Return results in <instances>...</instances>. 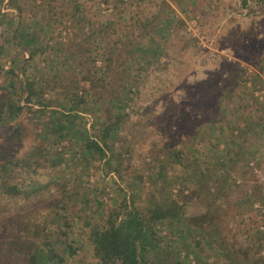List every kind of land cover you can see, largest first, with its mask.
I'll list each match as a JSON object with an SVG mask.
<instances>
[{"label": "rangeland", "instance_id": "1", "mask_svg": "<svg viewBox=\"0 0 264 264\" xmlns=\"http://www.w3.org/2000/svg\"><path fill=\"white\" fill-rule=\"evenodd\" d=\"M163 1L172 9L163 10L161 14H172L173 10L183 23L173 29L163 44L159 63L150 67L145 63L134 71L124 67L123 76L127 80L133 78L135 86L129 87V97H122L124 101L119 107L126 117L113 142L116 160H119L117 170L106 172L103 163H95L89 173H84L82 157L80 153L75 154L77 144L73 138L74 141L64 140L58 146L59 152L66 150L64 158L69 160L65 162L69 171H65V167L58 169L60 171L55 169L46 175L47 180L65 182L69 176L70 179L85 176L91 193L95 192L93 199L98 196L104 202L105 210L119 203L122 193L118 186L127 192V182L143 190L145 186L149 194L167 206L179 203L185 208L187 217L202 215L209 209L217 214L230 212L234 216L223 223L229 227L230 241L240 244L237 246L249 247V240L258 241L259 237H264L261 229L264 226V129L258 127L261 123L257 121L262 110L259 104L264 101V0H196V6L190 0H184L190 8L187 15L176 9L174 0H20L23 10L15 14L29 19L36 17L40 22L48 20L53 26V46L60 44L62 50L69 49L74 57L78 50L87 60L97 58L94 68L92 65L73 67L63 64L62 53L52 54L50 59L58 64L45 67L46 85H54L47 80L55 81L62 76L68 80L81 79L86 75L85 68H92L95 76H103L106 84H110L113 80L104 60L122 45L124 47L133 30L136 27L139 30L137 24L151 20ZM8 5L9 0H0L3 12H8ZM129 6L131 8L127 9ZM79 22L89 25L84 30L85 42ZM93 28L99 31L103 28L106 32L101 45L98 37L102 31L94 33ZM13 54L17 56V52ZM239 74L243 76L242 81L237 80ZM97 84L89 94V102H92L89 107L93 113L82 115L83 119L79 120L82 123L76 127L77 132L88 130L93 138L117 114V110L109 108V96L100 101V107L94 104L102 92ZM129 85L130 82H125L122 92H126ZM224 87L229 90L225 101L229 109L221 114L219 97ZM112 88L117 94V87L113 85ZM83 92L85 90L81 88L79 94L82 96ZM38 108L34 107L33 112ZM226 118L231 123L221 125ZM49 121L46 113H24L20 123L27 131L22 153L40 142L38 134ZM36 127L38 134L35 133ZM228 134L233 135L232 145ZM7 136L5 133L0 135V151L10 146ZM17 145L15 140L14 146ZM229 146L235 149L236 159L234 164H228L227 179L218 181L223 170L218 163L223 162L222 156ZM179 150L185 151L179 156L186 166L194 168L198 177L204 180L199 201L192 191L182 192L185 171L178 175L172 170L176 166L171 162L174 159L172 152ZM70 157L74 160L71 161ZM205 168H209L212 176L208 183H205L208 179L201 175ZM160 171L163 175L165 171L166 180L158 179ZM213 179L215 184H211ZM98 180L102 184H97ZM51 188L50 192L27 202L14 201L10 211H14L13 215L30 214L43 224L47 215L53 212V204L61 197V193L54 189L56 187ZM73 191L78 199L89 196L84 187H71L70 194ZM13 215L8 221V230L12 228ZM52 226L53 223H45L42 227L50 229ZM83 244L84 249L78 252L79 258L100 264V258L95 257L94 247L88 239H84ZM2 251L4 243L0 242V264H20V259L4 257ZM260 253L264 257V245ZM182 256L186 255L182 253ZM193 258L190 256L191 260ZM70 262L72 264V260Z\"/></svg>", "mask_w": 264, "mask_h": 264}, {"label": "trees", "instance_id": "2", "mask_svg": "<svg viewBox=\"0 0 264 264\" xmlns=\"http://www.w3.org/2000/svg\"><path fill=\"white\" fill-rule=\"evenodd\" d=\"M189 2L196 6V0ZM174 3L177 10L180 9L185 15L190 14L186 1L174 0ZM8 8V12L0 9V135L5 133L10 141V146L0 151V242L4 243V251L1 252L4 257L20 259V264H71V260L72 264H93L78 255L79 250L84 249V239H88L94 247L95 257L100 258V264H264V257L260 253L264 237H259L258 241L249 240L251 246L246 248L230 241L227 233L229 227L223 224L227 218L234 216L230 212L217 214L209 209V212L202 215L187 217L185 208L179 203L167 206L164 201L149 194L145 186L143 190L127 182V192L118 186L122 193L119 203L105 210V204L98 196L93 199L95 192L91 193L85 176L76 179L67 176L68 181L65 182L47 180L46 175L55 169L60 171L58 169L65 167L64 170L69 171L65 163L69 160L64 158L66 150L59 152L58 146L64 140L73 138L77 144L75 154L80 153L82 157L84 173H89L95 163H103L106 172L117 170L119 160H116L117 151L113 142L117 129L126 117L119 111V107L124 101L122 97H129V87L135 86L133 78L125 79L123 70L125 66L134 71L145 63L148 66L159 63L163 44L172 35L173 29L183 23L173 10L172 14H161L163 10L172 9L168 2L160 4L159 12L153 16V20L137 24L139 30L136 27L124 44L125 52L122 45L121 49H116L109 54L110 58L104 60L113 80L111 88L103 76H95L96 72L92 68H85L86 75L81 79L68 80L62 76L55 81L47 80L54 85H46L43 73L45 67L58 64V61L50 59L52 54L62 53L65 58L63 64L73 67L92 65L94 68L97 58L87 60L78 50L75 58L69 49L62 50L60 44L53 46V26L48 20L40 22L36 17L29 19L15 14L23 10L20 0H9ZM30 11L34 12L32 8ZM78 25L85 36V42L87 36L84 30L89 25L81 22ZM100 31L93 28L94 33H101L98 37L101 45L106 32L103 28ZM14 52H17V56ZM239 78L238 81L243 80L240 74ZM125 82L131 85L126 87V92H122ZM95 84L101 87L102 92L99 99L93 101L94 104L100 107V101L107 100L109 96V108L117 110V114L93 138L88 130L77 132L76 127L82 123L79 121L83 119L82 115L93 113L89 107L92 103L89 102V94ZM113 85L117 87V94ZM81 88L85 90L82 96L79 94ZM226 91L224 87L219 97L221 114L229 109L225 106L229 90ZM259 105L262 110H259L261 117L257 121L261 123L258 127L263 130L264 101ZM34 107H39L36 112H33ZM29 111L33 114L46 113L50 121L47 126H42L39 134L40 124L36 127L35 133L39 135L40 142L22 153L27 129L20 122L24 113ZM229 123L231 121L226 118L221 125L227 126ZM227 137L230 141L233 135L228 134ZM15 140L18 141L16 147ZM230 142L232 145L233 140ZM227 150L225 156H222L223 162L218 163L223 170L220 173L218 170L217 180L222 182L227 179L228 164H234L236 159L235 149L229 146ZM184 152H172L174 159L171 162L176 164L172 170L178 172V175H183L185 171L182 192L192 191L199 201L204 180L198 177L194 168L186 166L179 156ZM70 160L74 158L70 157ZM207 169L201 172L208 179L205 183L212 178ZM163 173L159 172V180L167 179L165 171ZM212 183H216L214 179ZM97 184H102V181ZM51 187H56L54 189L61 193V197L53 204L54 210L47 215L43 224H39L30 214L16 213L14 216V211H10L14 201L27 202L35 196L50 192ZM71 187H84L91 199L89 196L83 200L76 198L74 191L70 194ZM69 205L71 209H68ZM11 215L14 220L12 228L8 230ZM45 223H53V226L50 229L44 228L42 226ZM182 253L186 256L183 257ZM190 256L194 257L193 260Z\"/></svg>", "mask_w": 264, "mask_h": 264}, {"label": "built area", "instance_id": "3", "mask_svg": "<svg viewBox=\"0 0 264 264\" xmlns=\"http://www.w3.org/2000/svg\"><path fill=\"white\" fill-rule=\"evenodd\" d=\"M263 211H264V209H263ZM261 229L264 230V226H262Z\"/></svg>", "mask_w": 264, "mask_h": 264}]
</instances>
